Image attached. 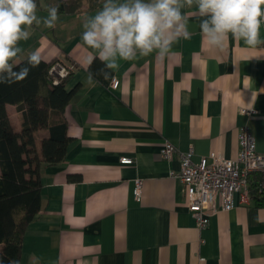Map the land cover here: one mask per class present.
Here are the masks:
<instances>
[{
  "label": "crops",
  "instance_id": "obj_1",
  "mask_svg": "<svg viewBox=\"0 0 264 264\" xmlns=\"http://www.w3.org/2000/svg\"><path fill=\"white\" fill-rule=\"evenodd\" d=\"M101 7L60 13L54 29L41 25L19 43L17 62L34 53L71 67L65 89L72 92L66 153L40 167L41 206L25 228L19 264H264V205L235 193L234 206L218 208L200 230L172 176L178 156H161L169 140L180 152L192 146L194 162L211 153L235 158L246 124L264 154V45L229 37L223 50L214 48L201 35L195 6L185 7L191 39H179L163 59L153 53L120 61L90 86L94 53L81 40L82 24ZM37 15H47L42 5ZM93 66L94 73L103 68L98 59ZM6 108L19 130L16 106ZM123 156L133 163L122 164Z\"/></svg>",
  "mask_w": 264,
  "mask_h": 264
},
{
  "label": "clouds",
  "instance_id": "obj_2",
  "mask_svg": "<svg viewBox=\"0 0 264 264\" xmlns=\"http://www.w3.org/2000/svg\"><path fill=\"white\" fill-rule=\"evenodd\" d=\"M193 6L201 18V35L210 46L223 50L229 37L252 48L264 45V0H103L102 7L82 24L81 40L94 53L89 66L96 59L103 64L98 73L89 71L87 84L98 83L97 74L107 80L120 61L153 53L163 59L179 39H191L190 14L183 9ZM45 10V17L37 15V0H0V83L26 78L38 63L33 53L23 66L17 64L23 51L19 43L36 27H56L59 5Z\"/></svg>",
  "mask_w": 264,
  "mask_h": 264
},
{
  "label": "trees",
  "instance_id": "obj_3",
  "mask_svg": "<svg viewBox=\"0 0 264 264\" xmlns=\"http://www.w3.org/2000/svg\"><path fill=\"white\" fill-rule=\"evenodd\" d=\"M37 3L44 9L59 5V14H79L102 6L103 0H37ZM29 56L17 64L23 66ZM37 59L26 78L0 83V264L19 261L25 228L41 206L40 167L61 162L69 140L64 110L72 95L65 89L71 70L53 83L49 69L56 60ZM94 62L89 66L91 71ZM8 104L16 106L19 130L11 124ZM39 131H45L40 139L36 136ZM247 182L249 197L256 205H264V188L260 187L264 173L249 174Z\"/></svg>",
  "mask_w": 264,
  "mask_h": 264
},
{
  "label": "built area",
  "instance_id": "obj_4",
  "mask_svg": "<svg viewBox=\"0 0 264 264\" xmlns=\"http://www.w3.org/2000/svg\"><path fill=\"white\" fill-rule=\"evenodd\" d=\"M71 67L61 62H54L49 73L53 76V83H58L70 72ZM119 79L112 77L109 82L111 89H116ZM241 112L251 115L253 110L241 109ZM193 147L180 152L169 140H165L161 148V156L170 160L177 155L180 170L172 173L184 187L188 210L195 219L198 229L207 227L209 217L218 208L228 211L234 206V194L239 193L242 201L249 198L248 176L251 173H264V154L257 152L254 136L246 124L239 131V150L235 158H226L211 153L201 156L197 162L192 161ZM122 164H132L133 158L123 156ZM142 181L136 180L135 197L140 199ZM264 188V182L261 183Z\"/></svg>",
  "mask_w": 264,
  "mask_h": 264
}]
</instances>
